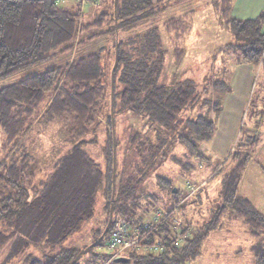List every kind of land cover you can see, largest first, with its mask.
Returning a JSON list of instances; mask_svg holds the SVG:
<instances>
[{
    "label": "trees",
    "instance_id": "16d2710c",
    "mask_svg": "<svg viewBox=\"0 0 264 264\" xmlns=\"http://www.w3.org/2000/svg\"><path fill=\"white\" fill-rule=\"evenodd\" d=\"M75 1L78 4L71 10L64 5L65 0H0V80L70 53L80 34L87 35L78 41L81 46L101 35L108 39L100 48L64 65L0 87V248L10 242L4 259L23 256V264H69L82 249L98 240L84 253L91 254H86L90 258L83 264H103L110 256L107 246L113 223L120 215L131 237L140 240L123 253L121 257L126 261L113 264H189L201 253L210 231L230 210L258 235L253 264H264V216L238 193L252 151L261 143L253 134L239 142L223 164L214 165V171L221 174L220 204L208 223L199 227L191 214L175 226L169 214L152 230L139 229L150 222L158 207L157 197L139 191L140 185L153 175L156 185L170 197L171 203L166 204L169 209L180 201L177 198L181 194L186 195L185 185L179 188L172 178L156 170L166 160L179 164L176 160L184 156L210 161L202 144L213 137L223 95L231 87L224 78H210L208 88L188 78L167 77L166 58L172 53L173 66H180L184 51L175 43L188 32L185 19H162L170 0H116L115 5L114 0H108V8L83 25L79 23L80 0ZM223 1V23L237 42L227 43L219 51L236 54L237 62L264 68V12L255 18L238 19L231 16V0L227 5ZM261 88L264 90L263 84ZM210 90L217 95L212 96ZM200 98L205 99L203 106L197 105ZM261 99L264 101V95ZM252 103L253 99L249 106ZM204 105L206 110L195 117L185 114ZM261 109L256 117H261L264 105ZM123 115L124 125L130 129L129 146L137 155L134 173L124 181L119 175L117 134L118 120ZM128 115L139 120L141 126L130 121ZM40 122L68 125L67 134L58 135L60 148L41 149L42 160L38 161L31 150H23L22 142ZM102 127L103 136L99 133ZM113 131V216L111 226L101 237L112 194ZM99 137L105 140L103 168L86 150ZM177 147L183 148L180 156L174 153ZM98 191L103 200L107 198L103 201V218L100 216L91 229L90 243L73 246L69 240L92 219ZM196 193L191 196L197 197ZM190 197L184 204L190 203ZM153 244L161 247L157 253L144 250ZM84 254L73 264H82Z\"/></svg>",
    "mask_w": 264,
    "mask_h": 264
},
{
    "label": "rangeland",
    "instance_id": "374dc122",
    "mask_svg": "<svg viewBox=\"0 0 264 264\" xmlns=\"http://www.w3.org/2000/svg\"><path fill=\"white\" fill-rule=\"evenodd\" d=\"M169 3L170 6L164 12L162 19L166 20L171 17L184 18L188 27V32L180 41L175 43L184 51L180 66L178 68L173 66L172 53H169L166 58L165 71L167 77H174V79L178 77L180 79L188 78L199 82L200 87L208 86V88H211L209 86L210 78H224L228 82H231L235 73L242 70L243 67L236 65V54L232 52L222 53L219 51L225 44L237 42L236 38L226 30L223 23L221 17L223 7L222 0H170ZM227 3V0H225V2L223 1V4L227 5ZM77 4L78 2L75 0H65L64 2V5L71 10H75ZM79 4L81 14L79 23L83 25L91 22L103 9L106 10L109 1L80 0ZM98 31L99 30L94 29L93 32ZM86 37L87 35L84 34L78 35L77 40L74 42V48L70 53L57 55L41 64L30 66L0 80V87L19 82L53 67L64 65L73 60V58L85 54L87 51L98 49L108 42V39L101 35L89 43L82 46L79 45L78 41ZM263 72V70L258 71L254 77V85L251 84V93L249 92L248 95L249 101L247 106H245L246 110L241 116L236 141H234L232 145L233 150L239 142H245L250 134L257 136L261 142L264 140V111L261 117H256V113L262 110L261 107L264 105V101L261 99L264 95V90L261 88L264 80ZM210 92L212 96L217 95V93L212 94V90H210ZM207 97L208 95L204 98L206 99ZM205 99L200 98L197 105H202ZM252 99L253 103L249 106V102ZM206 107L207 105L199 109L194 107L191 111H186L185 114H189L190 117H195L198 112H204ZM124 118V115L121 116V119L119 118L118 123L120 121V125L117 128V134L120 140L118 156L119 175L122 181L133 175L134 163L137 159V155L128 143L130 129L125 127L124 123L126 119ZM128 119L139 124L138 127L141 126V122H139V120L137 121L136 118L129 117L128 115ZM67 125L68 122L51 123V125H45L43 122L38 123L22 142L23 150H31L32 154L36 155L38 161L42 160L41 149L42 151L48 149L53 151L60 148V137L58 135L67 134ZM103 129L104 127L99 130L101 136L104 134ZM2 139L3 136H1V140ZM104 144V137H99L95 143L89 144L86 147V150L102 168L106 166L103 155ZM203 144L202 148H206V151H210L208 154L212 158L211 164L208 165L206 162H201L195 158L190 160L188 157L184 156L183 159L176 160L180 161L179 164L171 160H166L163 164L159 165L156 170V172L172 178L175 184L181 189L184 188L187 181L193 185H202L200 191L196 193L198 196H191L190 203L184 204V210H186L187 216L185 217L186 220L189 219L191 214H194L193 220H195L199 227L202 223H208L214 209L220 204L219 190L221 174L216 173L213 167L216 163L223 164L227 159V157L225 159L223 156H219L218 152L213 155L215 152L210 150L212 146L210 142H204ZM233 150H231L230 153ZM174 153L180 156L183 153V148L177 147ZM243 183V190L247 192L246 194L256 203L257 210L262 211L264 216V145L257 148L256 151L255 149L252 151L250 162L243 173ZM156 184L154 176L148 175L145 178L144 184L140 185L139 191L143 190L146 194L153 193L157 197L156 204L166 207V204L168 205L171 203L170 197L167 195L166 191L161 190ZM183 197V194H181L177 199L181 200ZM94 200L95 204L93 207L92 219L84 222L85 225L83 224L69 240L70 244L73 246L90 243L91 239L88 238V235L101 216L107 198L103 200L101 193L98 191ZM201 201L202 204H200ZM101 218L103 217L101 216ZM191 223L193 226H196V223ZM1 224L0 221V227ZM257 240L258 235L252 232V227L240 216L232 214L230 210H228L223 218H221L219 226L210 231L203 243L201 253L189 264H253L254 253L257 250L254 243ZM7 243L0 248V264H23L20 258L23 256L11 257L8 261L4 259L8 256L6 252L8 250L7 248L10 247V242ZM86 254L91 253L87 252ZM86 254H84V257L81 259L82 264L84 263L83 261L90 258V256Z\"/></svg>",
    "mask_w": 264,
    "mask_h": 264
},
{
    "label": "crops",
    "instance_id": "0c3cea01",
    "mask_svg": "<svg viewBox=\"0 0 264 264\" xmlns=\"http://www.w3.org/2000/svg\"><path fill=\"white\" fill-rule=\"evenodd\" d=\"M262 12H264V0H231V16L235 18H255ZM236 65L243 67V69L235 73V75L232 77L231 82H228L226 80L231 87V91L223 95L222 109L216 116V129L214 135L209 141H207L210 142V145H212L210 147V150L215 152H212L213 155L218 152L219 156H223L225 159L230 154V151L233 150L232 145L234 144L233 142L236 141L241 116L246 110L245 106H247V103L249 101L248 95L249 92L251 93V84L254 85L255 74H257L260 70L264 71V68H262L260 64L252 65L246 62H237ZM203 145L204 144H202V147ZM262 145H264V140L257 147H255V151ZM202 150L207 154L210 153V151H206V148H202ZM211 163L212 158L210 159V161L206 162V164L208 165ZM243 188L244 183L242 176L241 182L239 184L238 193L240 196L249 200L253 207L257 210L256 203L252 201L251 197L246 194L247 192H245ZM200 204H202V201L200 202ZM257 211H259L263 215L262 211Z\"/></svg>",
    "mask_w": 264,
    "mask_h": 264
},
{
    "label": "built area",
    "instance_id": "2783aa9c",
    "mask_svg": "<svg viewBox=\"0 0 264 264\" xmlns=\"http://www.w3.org/2000/svg\"><path fill=\"white\" fill-rule=\"evenodd\" d=\"M62 2L64 0H58ZM185 188L187 190L186 195L181 199L179 202L175 203L170 209L162 206H158L151 215V219L149 223H145L140 225L139 229H147L152 230L155 228V225L158 224L160 221L165 219L169 214L172 216L173 225H179L186 216V210H184V202L194 193H196L199 189V185L191 184L187 182L185 184ZM131 231L129 226L125 222V220L118 215L117 219L113 223L112 232L109 239V245L107 246V251L110 253L109 258L103 264H111L113 261L116 260L117 257L123 256V253L130 248L136 246L139 242L140 237H131ZM130 235V236H129ZM161 247L157 244H153L151 246L147 245L144 248L145 251H151L157 253Z\"/></svg>",
    "mask_w": 264,
    "mask_h": 264
},
{
    "label": "water",
    "instance_id": "95a60500",
    "mask_svg": "<svg viewBox=\"0 0 264 264\" xmlns=\"http://www.w3.org/2000/svg\"><path fill=\"white\" fill-rule=\"evenodd\" d=\"M115 3H116V0H114V5H115ZM115 63H114L112 70H111V120H112V124H113V75H114ZM112 171H113L112 172V194H111L109 215H108L107 224L105 226V229H104L101 237H103L104 234L107 232L109 225L112 221V216H113L114 189H115V184H114V179H115V136H114V131H113V168H112ZM173 191L174 192L176 191L175 188L173 189ZM97 242H98V240H96L94 243H97ZM93 244H90V246H93ZM90 246L82 249L69 264L75 263L81 257V255L84 254L89 249ZM115 261L123 262V261H126V259L124 257H117Z\"/></svg>",
    "mask_w": 264,
    "mask_h": 264
},
{
    "label": "bare ground",
    "instance_id": "6f19581e",
    "mask_svg": "<svg viewBox=\"0 0 264 264\" xmlns=\"http://www.w3.org/2000/svg\"><path fill=\"white\" fill-rule=\"evenodd\" d=\"M130 223V222H129ZM111 226V225H110ZM104 257V256H103Z\"/></svg>",
    "mask_w": 264,
    "mask_h": 264
}]
</instances>
